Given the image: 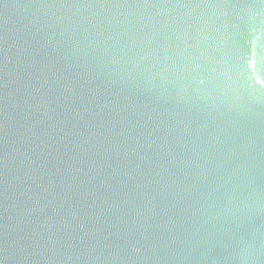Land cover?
<instances>
[{"label": "water", "instance_id": "water-1", "mask_svg": "<svg viewBox=\"0 0 264 264\" xmlns=\"http://www.w3.org/2000/svg\"><path fill=\"white\" fill-rule=\"evenodd\" d=\"M0 264H264V0H0Z\"/></svg>", "mask_w": 264, "mask_h": 264}]
</instances>
